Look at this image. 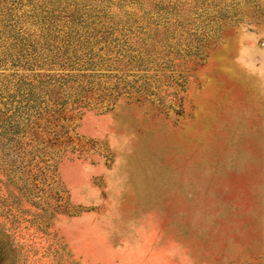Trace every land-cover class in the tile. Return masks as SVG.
<instances>
[{
    "label": "rangeland",
    "instance_id": "374dc122",
    "mask_svg": "<svg viewBox=\"0 0 264 264\" xmlns=\"http://www.w3.org/2000/svg\"><path fill=\"white\" fill-rule=\"evenodd\" d=\"M175 1L0 0V264H264V21L214 34L217 6ZM75 4L185 23L143 67L75 80L42 37Z\"/></svg>",
    "mask_w": 264,
    "mask_h": 264
},
{
    "label": "trees",
    "instance_id": "16d2710c",
    "mask_svg": "<svg viewBox=\"0 0 264 264\" xmlns=\"http://www.w3.org/2000/svg\"><path fill=\"white\" fill-rule=\"evenodd\" d=\"M192 2L191 9L197 11L202 9L203 12H206L207 8L211 6H217L216 10L217 15L222 21H217L219 27L217 30H213L214 34L221 32L227 28V25L233 26L241 21L250 19L251 23L264 21V9L259 6L246 11L244 13H232L231 9H235L236 3L231 6H221L216 0H188ZM206 1H211V3H206ZM182 0H176L173 3L172 8H176L181 4ZM220 6V7H219ZM216 8V7H213ZM61 14H64L63 17L66 18L62 23L63 29H59L57 22H51L47 26L44 24L45 32L42 34L44 40H56L59 38L63 42V52L62 64L59 67L71 68L69 71L73 72L72 75L67 73L70 78L74 77L75 80L79 76L85 77H95L96 74H76L75 72H83L85 70H91L92 72L96 71L97 67H102L105 65L108 69L114 68L118 70L121 68L122 64H125V67L130 68V70L135 68L143 67L142 62L135 60L137 57L144 54L145 56L150 55L153 52L159 53V48L157 46L161 44V48L170 49L172 44H168L170 38L169 29L174 27V30L177 29V25L185 23L184 20L177 21L179 23H173L167 25L166 23L161 25L160 23L155 22H139L137 19L132 18L116 19L112 16L109 8H97L95 6L86 7L85 5L79 6L75 4L73 8L64 7L60 10ZM51 14V13H50ZM148 14V13H146ZM208 14V12H207ZM83 16H86L85 18ZM84 18V19H83ZM229 21V22H226ZM173 25V26H172ZM179 26V27H181ZM224 28V29H223ZM223 29V30H222ZM63 31V36H60V32ZM55 33H58L59 36ZM167 43V44H165ZM111 45H115V49L111 48ZM52 45H44V49L50 48ZM95 49H98L99 52H104L108 57L107 59L103 56H98V53L95 52ZM36 50V49H34ZM114 55V56H113ZM99 60L95 61V58ZM125 58L128 60L125 61ZM48 59V58H47ZM48 61V60H47ZM50 61V60H49ZM137 61V62H136ZM57 64L55 60H52L50 66ZM69 64V65H68ZM26 65L29 67H42L43 65L37 61V59H31L27 61ZM114 65V66H113ZM116 78V76H113ZM72 81H75L71 79ZM128 88H123L119 86L118 83H114L109 88H105L99 85H95L91 80L88 81V85H79L76 90L78 93L81 91L84 93L97 92L95 97L97 100H104L110 98L113 94H121L123 90H129ZM137 91H140L137 89Z\"/></svg>",
    "mask_w": 264,
    "mask_h": 264
}]
</instances>
